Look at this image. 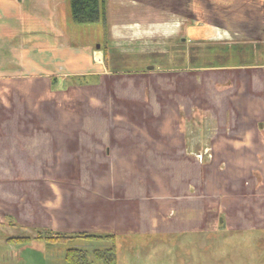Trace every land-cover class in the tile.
Segmentation results:
<instances>
[{"label": "crops", "instance_id": "0c3cea01", "mask_svg": "<svg viewBox=\"0 0 264 264\" xmlns=\"http://www.w3.org/2000/svg\"><path fill=\"white\" fill-rule=\"evenodd\" d=\"M68 5L69 0H0V204L4 201L3 168L8 167L15 169L14 176H4L15 190L14 194L7 190L11 197L14 195L11 202H28H23L26 207L22 209L13 205L15 224L36 225L35 205L28 196L34 185L29 169L49 165L52 146L66 144L63 137L67 132L81 141L90 138L87 145L92 147L110 132L126 136L121 131L127 130V122L118 118L117 124L123 126L120 128L113 119L114 114L121 116L115 113L114 74L123 78L122 90L127 75L138 78L134 83L144 96L148 89H155L154 110L139 119L136 136H140L139 145L146 148L140 154L144 167L154 168L165 181L167 171L176 170L172 177V183L178 184L176 205L184 195L192 198L189 194H194L195 183L202 185L205 194L212 191L214 195L217 184L218 197L225 194L228 200L238 196L231 184L242 185L240 189L246 193L255 191L257 185L264 189V0H99V12L92 21L69 16ZM97 24L103 27L102 37H94L100 44L68 43L72 27ZM252 41L262 48L258 54L257 46L248 45V55H254V61L226 65L220 60L227 57L226 47ZM106 49L121 53L123 58L134 57L125 70L109 69ZM200 57H209L211 63L205 64L206 59ZM158 58L165 59L166 64L150 65ZM169 58L171 66H165ZM61 76L84 78L76 86V93L83 96L88 91L81 89L86 87L91 96H75V102L83 110L88 103L93 108L89 126H83L81 109L74 116L55 119L54 102L29 97L36 81H42L38 88L50 92L51 83ZM87 76L94 81H87ZM99 88L107 90L105 97L99 94ZM4 89L9 90L6 99L2 96ZM37 104L44 111L42 118L35 116ZM104 111L106 125L100 120ZM76 114L75 130L70 124L76 123L71 120ZM40 119L50 120V126H37ZM130 129L129 133L133 131ZM151 134L156 139H151ZM203 153L208 154L207 159L196 162V154ZM195 163L196 174L184 170L195 168ZM216 176L221 179L219 183ZM209 186L211 190H207ZM49 207L43 208L48 218L45 227L51 224L49 216L54 206ZM222 207L227 209L226 205ZM192 208L193 212L197 207ZM237 213L240 218L244 215L241 209ZM171 217L176 222L178 217ZM240 222L242 225L236 224L245 227L243 219ZM183 223L188 226L198 221Z\"/></svg>", "mask_w": 264, "mask_h": 264}, {"label": "rangeland", "instance_id": "374dc122", "mask_svg": "<svg viewBox=\"0 0 264 264\" xmlns=\"http://www.w3.org/2000/svg\"><path fill=\"white\" fill-rule=\"evenodd\" d=\"M68 10L69 16H72L70 3ZM98 27V24L72 27L74 31L68 43L75 46L100 44L94 40L98 34L102 37L103 27ZM68 30H71L70 27ZM248 45L257 46L258 54L261 53L259 42H238L229 48L226 47L224 51L227 57L220 60L226 65L254 61L256 57L248 55ZM131 57L134 56L126 55L123 58L121 53L106 49V63L109 69L125 70ZM207 58L209 57H200L199 60L206 59L205 64L211 63ZM168 60L170 62L165 66H171V58ZM165 61L161 58L153 59L150 65L156 63L159 66L164 65ZM114 76L116 77L110 78L109 81L115 80V113L119 112L121 116L114 114L113 119L120 128L123 126L117 124L120 123L118 118H123L122 120L127 122V130L124 131L123 128L121 131L126 136L123 137L120 132H110L109 136L100 137L99 144L92 147L87 145L90 138L81 141L82 139L76 134L70 135V132H67L63 137L66 144L57 143L52 146L54 152L48 154L50 164H43L42 168L29 169V173L31 172L29 177L33 175L32 190L33 188L34 190H31L28 196L35 205V226L24 227L14 223L15 218L11 214V209L16 203L11 202L12 198L14 200V195L11 197L9 193L14 194L15 190L11 189L9 182L6 183L4 176L7 177L9 173H11L9 177L14 176L12 171L15 169L3 168L5 175L2 177L3 194L1 195L4 201L0 204V264H67L64 259L67 247L84 250L87 264H104L93 256V250L102 254L112 245L115 249L116 264H264V189L257 185L255 191L246 193L240 189H243L242 185L239 188L231 184L238 196L236 199L229 197L228 200L224 198L225 194L218 197L217 184L213 189V192H217L214 195L212 191L205 194L202 185L195 183L194 194H189L193 199L191 197L187 199L188 196L183 194L184 197H180L178 201L179 206L176 205L178 196L176 194H179L178 184L172 183L176 170L173 168L168 170L169 176L166 177L168 180L165 181L154 168L144 167L140 154L146 151V148L139 145L140 136H136L139 119L154 110L152 102L155 89L152 91L151 88L148 89L147 96H144L140 93L142 89L137 88L139 85L136 86L134 83L138 78L127 75L128 82L125 83V90H122L123 78L118 74ZM57 78L56 82L51 83L53 86L50 92L47 88H38L42 81L39 83L36 81L37 78L33 79L36 81L34 83L36 87L30 90L29 97L35 101H43L46 98L54 102L55 119L74 116L76 111L83 110L80 103L75 102V98H84V96L90 98V90L85 89L86 87L82 88L81 91H88L87 93L82 91L83 96L79 92L76 93V86L84 81L82 77ZM85 79L94 81L90 76ZM156 79L158 80V77ZM2 91L3 99L8 98L9 90ZM106 91L99 88V94H103L104 97ZM38 106L39 104L35 105V116L42 118L44 111L41 109V104L39 108ZM84 106L86 108L81 114V119L85 127L90 124L88 121L93 108L89 103ZM100 114L101 123L106 125L105 111ZM77 115L71 118L72 122L75 119L76 123L70 124L75 130L78 129ZM38 121L39 127L50 126V120ZM130 128L133 129L132 134L128 132ZM52 129H55L53 125ZM150 137L156 139L153 134ZM159 141L162 140L159 138ZM157 143L156 141L155 145ZM112 146L113 152H111ZM195 158L196 162L207 159L202 154ZM237 159L236 155L233 161ZM196 166L195 163V168H184V170L196 174ZM218 180L221 181L220 177L216 176L217 183ZM143 183L147 184L146 190ZM8 189L11 191L8 192ZM207 190H211L210 186ZM227 192L230 194V191ZM242 198L246 201H241ZM227 201H229L228 205ZM23 202L28 203L22 200L16 206L19 209L26 207ZM52 204L54 207L49 216L51 224L45 227L48 218L44 216L43 208H50ZM193 205L202 209L194 208L192 212ZM223 205H226L227 209L223 208ZM239 209L244 213L241 218L235 215ZM171 215L178 217L176 222H172L174 219ZM194 219L198 224L189 223L191 225L185 226L183 223L186 220L192 222ZM242 219L245 227L236 224L237 222L241 224ZM9 222L13 224L10 225ZM42 227L56 232H84L98 236L111 233L114 237L113 240L103 237L75 238L65 243H47L44 239H31L25 244L7 242V238L11 236L35 237Z\"/></svg>", "mask_w": 264, "mask_h": 264}, {"label": "trees", "instance_id": "16d2710c", "mask_svg": "<svg viewBox=\"0 0 264 264\" xmlns=\"http://www.w3.org/2000/svg\"><path fill=\"white\" fill-rule=\"evenodd\" d=\"M72 16L78 21H92L97 18L99 12V0H69ZM37 231L35 237L23 236L15 237L11 236L7 238V242L25 244L31 239H44L47 243H65L68 240L75 238H99L103 237L108 240H113V234H106L104 236H98L93 234L81 233H66L56 232L48 228H41ZM93 256L101 260L104 264H116L115 249L112 245L105 253H99V251L93 250ZM64 259L67 264H87L86 252L76 247H67L64 253Z\"/></svg>", "mask_w": 264, "mask_h": 264}, {"label": "flooded vegetation", "instance_id": "af4514ba", "mask_svg": "<svg viewBox=\"0 0 264 264\" xmlns=\"http://www.w3.org/2000/svg\"><path fill=\"white\" fill-rule=\"evenodd\" d=\"M202 155H204L205 158H207L208 154L207 153H203ZM196 156L198 157L199 154H196ZM202 161H204V159H202ZM145 183H143V186L145 187V190H146V184L144 185ZM144 191V190H143ZM144 193V192H143ZM207 210V209H206Z\"/></svg>", "mask_w": 264, "mask_h": 264}]
</instances>
